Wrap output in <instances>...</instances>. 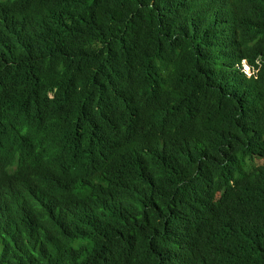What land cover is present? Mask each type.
<instances>
[{"label": "trees", "instance_id": "16d2710c", "mask_svg": "<svg viewBox=\"0 0 264 264\" xmlns=\"http://www.w3.org/2000/svg\"><path fill=\"white\" fill-rule=\"evenodd\" d=\"M0 264H264V0H0Z\"/></svg>", "mask_w": 264, "mask_h": 264}, {"label": "rangeland", "instance_id": "374dc122", "mask_svg": "<svg viewBox=\"0 0 264 264\" xmlns=\"http://www.w3.org/2000/svg\"><path fill=\"white\" fill-rule=\"evenodd\" d=\"M243 69L245 70V73L250 76L253 71L250 69V67L246 66V64L243 65Z\"/></svg>", "mask_w": 264, "mask_h": 264}]
</instances>
